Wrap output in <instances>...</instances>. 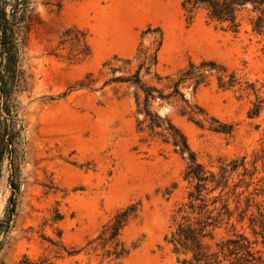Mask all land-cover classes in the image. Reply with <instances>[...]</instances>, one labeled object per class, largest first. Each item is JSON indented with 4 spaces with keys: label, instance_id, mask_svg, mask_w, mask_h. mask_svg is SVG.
Segmentation results:
<instances>
[{
    "label": "rangeland",
    "instance_id": "rangeland-1",
    "mask_svg": "<svg viewBox=\"0 0 264 264\" xmlns=\"http://www.w3.org/2000/svg\"><path fill=\"white\" fill-rule=\"evenodd\" d=\"M183 1L33 0L32 19L20 33V73L13 96L20 132L19 189L10 228L0 238V264H179L166 237L187 200L186 162L171 146L137 133L134 97L127 86H105L112 69L133 59L142 41L155 48L159 33L143 37L149 28L163 36L160 75L175 74L189 62L213 61L257 85L263 109L255 118L248 111L256 97L239 87L220 89L215 77L194 97L187 92L209 115L232 125L231 135L202 129L172 110L161 113L170 114L198 160L213 171L218 161L247 156V172L240 168L239 176H233L241 188L229 202L233 210L236 196L244 192L239 212L248 204L251 208L236 231L264 250L263 229L257 228V236L249 229L251 214L258 220L264 213V32L252 31L255 15L247 11L238 32L211 22L203 11L188 21ZM135 68L133 63L125 73ZM11 172L6 155L0 221L10 214ZM129 206H136L137 214L121 232L129 249L125 258H106L99 241L88 246ZM231 232L224 225L216 238Z\"/></svg>",
    "mask_w": 264,
    "mask_h": 264
},
{
    "label": "trees",
    "instance_id": "trees-1",
    "mask_svg": "<svg viewBox=\"0 0 264 264\" xmlns=\"http://www.w3.org/2000/svg\"><path fill=\"white\" fill-rule=\"evenodd\" d=\"M33 4V0H0V176L6 155L10 159L12 169L9 177L12 189L9 199L10 214L7 215V221H0V238L7 228H10L15 213L14 195L19 189L16 145L20 132L17 129L13 96L17 91L20 73V33L32 19ZM182 10L188 21L194 18L196 12L203 11L208 20L233 32L240 30L241 14L247 11L255 15L251 19L252 31L257 34L264 32V0H184ZM154 33H159V38L154 41L155 48L145 47L142 41L133 59L122 61L123 66L112 69V78L105 86H127L134 97L137 133L171 146L173 152L186 162L183 180L189 184L187 200L179 206L174 217L175 229L166 240L178 256L179 264H264V250L258 249V241H252L236 231V225L245 222L248 208H251L248 204L247 209L239 212V198L244 192L236 196L238 201L235 202L233 210L229 202L231 196H235L236 191L241 188V181L234 184L233 176H239L240 168L247 172V156L230 162L218 161V169L213 171L198 160L187 137L173 122L170 114L161 113L162 109L172 110L202 129L231 135L232 125L223 124L209 115L197 102L188 98L187 92L190 91L194 97L201 87L206 86L210 79L215 77L220 89L239 87L240 91L256 97L248 111V116L255 118L263 109V99L258 96L257 85L249 80L237 78L235 72H229L226 67L213 61H203L199 64L189 62L175 74L160 75L157 66L158 54L163 45L162 33L159 29L149 28L143 33V37ZM133 63H136L134 72L125 73L127 66ZM118 72L120 75L116 76ZM149 77L152 81L145 80ZM256 163L257 161L253 163L255 172ZM255 172L249 174V177L252 178ZM242 176L248 174L244 173ZM248 187L249 185L245 188ZM217 192L218 195L214 196ZM224 196L226 198H223ZM249 201L250 198H247V203ZM136 214V206L120 210L103 226L97 239L89 242L88 246L99 241L97 246L106 250V258H125L129 249L125 247L120 236ZM224 225H230L232 232L217 239V232ZM257 228L263 229L264 233V213H260L258 220L253 214L249 218V229L256 236L259 235ZM1 245L0 239V249ZM262 245L264 246V236ZM180 256H183V259L180 260Z\"/></svg>",
    "mask_w": 264,
    "mask_h": 264
}]
</instances>
